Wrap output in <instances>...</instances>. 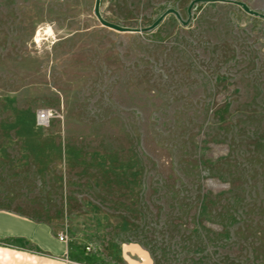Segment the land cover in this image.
I'll list each match as a JSON object with an SVG mask.
<instances>
[{
    "label": "rangeland",
    "instance_id": "1",
    "mask_svg": "<svg viewBox=\"0 0 264 264\" xmlns=\"http://www.w3.org/2000/svg\"><path fill=\"white\" fill-rule=\"evenodd\" d=\"M193 1L100 0L123 28L180 16L118 33L95 0H0V211L97 259L264 264V19Z\"/></svg>",
    "mask_w": 264,
    "mask_h": 264
},
{
    "label": "crops",
    "instance_id": "2",
    "mask_svg": "<svg viewBox=\"0 0 264 264\" xmlns=\"http://www.w3.org/2000/svg\"><path fill=\"white\" fill-rule=\"evenodd\" d=\"M0 264H156L142 244L122 242L101 258L61 242L45 223L0 211Z\"/></svg>",
    "mask_w": 264,
    "mask_h": 264
},
{
    "label": "water",
    "instance_id": "3",
    "mask_svg": "<svg viewBox=\"0 0 264 264\" xmlns=\"http://www.w3.org/2000/svg\"><path fill=\"white\" fill-rule=\"evenodd\" d=\"M200 0H194L193 2H191L190 7H189V11L190 8L195 4L198 3ZM221 2H228V3H232L235 4L237 6H239L243 11H245L246 13L253 15V16H257V17H261L264 19V15L259 14L258 12L250 9L244 2L241 1H236V0H219ZM99 6H100V0H95V6H94V14L97 18V20L100 22V24L108 29H111L113 31H116L118 33H127V32H145L146 30H150L153 29L154 27H156L158 24H160V22L163 20V18L168 15V14H174L175 17L177 19L180 20V16L178 14L177 11L173 10V9H169L168 11H166L151 27L149 28H143V29H128V28H123L121 26H118L116 24L110 23L106 20H104L102 18V16L100 15L99 12ZM183 24H186L184 22H182Z\"/></svg>",
    "mask_w": 264,
    "mask_h": 264
},
{
    "label": "built area",
    "instance_id": "4",
    "mask_svg": "<svg viewBox=\"0 0 264 264\" xmlns=\"http://www.w3.org/2000/svg\"><path fill=\"white\" fill-rule=\"evenodd\" d=\"M50 115L49 113L45 111H41L37 114V120L39 123L44 124L49 119ZM61 242L67 243V237L64 235H60L58 238ZM88 250V249H86Z\"/></svg>",
    "mask_w": 264,
    "mask_h": 264
}]
</instances>
